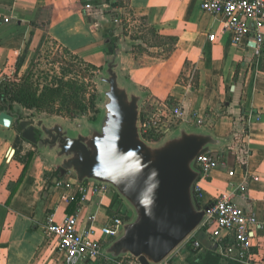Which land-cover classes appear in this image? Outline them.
Returning a JSON list of instances; mask_svg holds the SVG:
<instances>
[{
	"label": "crops",
	"instance_id": "0c3cea01",
	"mask_svg": "<svg viewBox=\"0 0 264 264\" xmlns=\"http://www.w3.org/2000/svg\"><path fill=\"white\" fill-rule=\"evenodd\" d=\"M203 1L0 0V77L15 68L18 59L23 58L25 68L28 56L45 44L55 45L101 74L116 42L120 76L144 96L141 114L160 103L181 105L180 126L225 141L209 151L216 166L199 183L198 200L205 207L230 194L235 205L255 212L259 227L253 230L251 263L264 264V55L258 54L250 39L233 44L224 30V18L204 12ZM88 3L90 12L85 10ZM115 16L129 21L128 29L138 21L148 22L162 43L148 52H135L144 45L116 27ZM210 35L214 40H209ZM168 38L174 40L170 52L169 44L164 48ZM152 49L162 55L154 56ZM197 118L201 126H196ZM16 135L13 126L0 127V264H63V257L42 234L44 221L52 217L60 223L77 215L79 233L90 227L95 239H104L100 231L111 218L108 208L116 193L109 188L97 194L96 183L80 184L71 174L53 185L57 164L32 144L26 151L14 150V155L31 154L23 168L14 156L6 157ZM68 181L69 187L61 184ZM81 187L85 202L80 201ZM118 214L127 220L131 217L123 202ZM193 240L199 248L183 242L169 256L171 264H235L218 255L204 230L197 229Z\"/></svg>",
	"mask_w": 264,
	"mask_h": 264
},
{
	"label": "water",
	"instance_id": "95a60500",
	"mask_svg": "<svg viewBox=\"0 0 264 264\" xmlns=\"http://www.w3.org/2000/svg\"><path fill=\"white\" fill-rule=\"evenodd\" d=\"M117 59V51H111L99 77L105 89L95 121L23 119V109L14 106L0 113V127L13 126L57 164L53 185L71 174L80 184L108 186L122 200L131 217L104 246V257L159 264L202 223L208 207L201 206L195 193L200 178L196 162L225 141L184 125L155 143L145 141L139 134L144 96L120 76Z\"/></svg>",
	"mask_w": 264,
	"mask_h": 264
},
{
	"label": "built area",
	"instance_id": "2783aa9c",
	"mask_svg": "<svg viewBox=\"0 0 264 264\" xmlns=\"http://www.w3.org/2000/svg\"><path fill=\"white\" fill-rule=\"evenodd\" d=\"M204 12L220 15L224 19V30L229 32L235 45H242L245 40H251L259 55H264V0H204L201 4ZM85 10H92L91 4L85 5ZM8 22V19H4ZM113 24L122 29L129 21L115 16ZM209 40H214L210 35ZM194 73L190 74V79ZM181 105L160 103L149 113L142 114L139 124V134L151 143L162 139L168 132L175 129L183 120ZM196 126L202 125V120L197 118ZM150 139H158L151 141ZM216 166V161L211 154H203L196 162L197 170L200 171L199 181L195 185V193L199 198L201 180L207 179L210 172ZM65 187L70 186V181L61 183ZM57 185H60L58 183ZM109 190L108 186L94 185L93 191L103 194ZM81 202H85V190L79 188ZM67 198H65L66 200ZM205 217L198 229L204 230L215 242L218 255L225 261L235 264H252L253 258V230L259 227L255 212L246 211L235 205L230 194L220 195L214 202L209 204ZM91 219H93L91 217ZM125 222L122 215L110 218L108 224L100 231L104 239H95L93 231L89 227L84 233L77 229V215L66 216L62 222L57 223L52 217H48L42 225V234L50 240L57 252L63 257V264H99L100 258H105L103 264H138L136 260H111L103 256V242L112 241L122 231ZM185 242H191L194 250L199 248V242L193 240V234ZM159 264H171L169 257Z\"/></svg>",
	"mask_w": 264,
	"mask_h": 264
},
{
	"label": "trees",
	"instance_id": "16d2710c",
	"mask_svg": "<svg viewBox=\"0 0 264 264\" xmlns=\"http://www.w3.org/2000/svg\"><path fill=\"white\" fill-rule=\"evenodd\" d=\"M112 5L114 7L116 6V4ZM109 26L114 27L112 25ZM166 41H168V44L171 45L169 48L170 52L174 48V40L173 38H168ZM112 47L114 52L119 49L116 42L113 43ZM22 60L23 58L16 61V72L20 70L21 64L23 63ZM90 69L95 70L92 67ZM67 78V75L64 74L63 77L58 79L56 82L44 85L34 82L27 76H23L13 81L5 78L0 81V113L6 110L12 111L14 106H19L27 111L47 113L66 119H74L78 115H86L89 112L97 114V98L94 94L89 95L88 97L86 96V86L83 82L84 80ZM90 120L95 121L96 117H93ZM15 131L21 137L20 132L16 129ZM149 140L155 141L158 139L149 138ZM30 159L31 154L20 156L16 153L13 157L14 161L23 165V168L27 166ZM77 201H79V199H77ZM121 206V200L115 195L111 207L108 208L111 218L119 215L118 212ZM124 220L127 221L125 218ZM123 260L131 259L123 258ZM105 261L106 259L101 257L99 264H103Z\"/></svg>",
	"mask_w": 264,
	"mask_h": 264
},
{
	"label": "rangeland",
	"instance_id": "374dc122",
	"mask_svg": "<svg viewBox=\"0 0 264 264\" xmlns=\"http://www.w3.org/2000/svg\"><path fill=\"white\" fill-rule=\"evenodd\" d=\"M123 32H129L131 36H135L138 41H140L144 46L139 45L135 48V52L137 53H143L148 52L149 48L157 47L158 44L162 43V40L158 39L157 36L152 32L151 27L148 22L146 21H138L134 25H132L129 29L128 28H122ZM127 30V31H126ZM164 48L167 49L168 41H164ZM171 47V45H168V50ZM153 50L154 56H161L162 54L157 53V49ZM168 53V52H165ZM26 66L25 68H20L18 72H16L15 68L12 70H9L7 74L2 75L0 77V81L4 80L5 78H8L10 81H13L15 79L21 78L23 76H27L31 78L34 82L39 83L40 85H44L47 83H53L56 82L58 79L62 78L63 75H67L68 78H77L84 80L86 86V96L94 94L97 98V106L96 109L98 110L97 114H94L93 112H89L86 115H78L74 119L76 120H90L93 117L99 116V106L98 103L101 100V91L105 89V85L101 84L99 82V77L104 76V73L101 72L99 74L96 70H91L90 68H87L85 65H83L79 60H76L73 58V56L65 53L60 48H57L55 45H44L39 50L35 51L32 55L28 56V59L25 61ZM67 78V79H68ZM86 97V98H87ZM22 118L23 119H32V120H53L56 118H62L55 115L47 114V113H38L35 111H27L25 109L22 110ZM64 122L72 121L74 119H66L62 118ZM18 135H16L17 137ZM22 138L17 137L14 140L11 141L12 145L11 148L13 150H16L17 148L19 150L26 151L28 148L32 145L30 143L22 142ZM29 144V145H28ZM7 154L8 159L11 158ZM14 156V155H13ZM3 164L6 165V158L3 161ZM131 216V214H130Z\"/></svg>",
	"mask_w": 264,
	"mask_h": 264
}]
</instances>
